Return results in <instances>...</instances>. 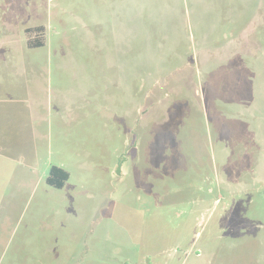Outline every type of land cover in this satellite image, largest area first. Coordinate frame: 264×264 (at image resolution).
<instances>
[{
    "label": "rangeland",
    "instance_id": "rangeland-1",
    "mask_svg": "<svg viewBox=\"0 0 264 264\" xmlns=\"http://www.w3.org/2000/svg\"><path fill=\"white\" fill-rule=\"evenodd\" d=\"M0 264H264V0H0Z\"/></svg>",
    "mask_w": 264,
    "mask_h": 264
},
{
    "label": "trees",
    "instance_id": "trees-1",
    "mask_svg": "<svg viewBox=\"0 0 264 264\" xmlns=\"http://www.w3.org/2000/svg\"><path fill=\"white\" fill-rule=\"evenodd\" d=\"M67 179L68 174L64 170L53 166L49 170V176L46 179V183L54 188L60 189L63 187L64 182Z\"/></svg>",
    "mask_w": 264,
    "mask_h": 264
}]
</instances>
